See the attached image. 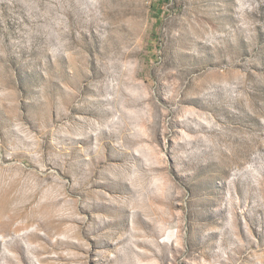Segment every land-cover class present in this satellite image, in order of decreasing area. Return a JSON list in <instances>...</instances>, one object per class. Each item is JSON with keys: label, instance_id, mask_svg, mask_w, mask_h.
<instances>
[{"label": "rangeland", "instance_id": "1", "mask_svg": "<svg viewBox=\"0 0 264 264\" xmlns=\"http://www.w3.org/2000/svg\"><path fill=\"white\" fill-rule=\"evenodd\" d=\"M0 264H264V0H0Z\"/></svg>", "mask_w": 264, "mask_h": 264}, {"label": "bare ground", "instance_id": "2", "mask_svg": "<svg viewBox=\"0 0 264 264\" xmlns=\"http://www.w3.org/2000/svg\"><path fill=\"white\" fill-rule=\"evenodd\" d=\"M4 203L5 202L3 201L2 205H0V210H3L4 209V206H5Z\"/></svg>", "mask_w": 264, "mask_h": 264}]
</instances>
